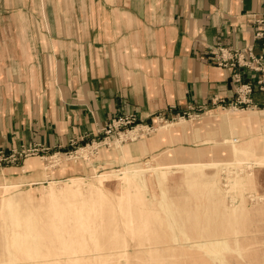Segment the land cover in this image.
Returning a JSON list of instances; mask_svg holds the SVG:
<instances>
[{
	"label": "crops",
	"instance_id": "1",
	"mask_svg": "<svg viewBox=\"0 0 264 264\" xmlns=\"http://www.w3.org/2000/svg\"><path fill=\"white\" fill-rule=\"evenodd\" d=\"M217 45L264 55V0H0V152L41 146L47 158L65 155L101 140L124 114L155 125L215 95L232 100L234 72L211 62ZM254 100L264 110V94ZM188 129L158 148L157 131L127 144L119 160H145L201 134ZM41 158L0 167V182L42 179ZM53 168L48 179L72 175Z\"/></svg>",
	"mask_w": 264,
	"mask_h": 264
},
{
	"label": "rangeland",
	"instance_id": "2",
	"mask_svg": "<svg viewBox=\"0 0 264 264\" xmlns=\"http://www.w3.org/2000/svg\"><path fill=\"white\" fill-rule=\"evenodd\" d=\"M238 112L251 114L258 111H218L196 121L182 119L166 126L169 130L189 125L197 128L204 118L213 114ZM261 132L264 133V127ZM200 133L169 148L173 154L184 148L197 150L216 146L229 149L233 141L223 143L224 139H243L240 133L225 130L224 135L219 134L214 141L204 143V131L201 129ZM148 137L125 143L115 141L92 155H87V152V156L77 154L75 151L79 147L73 150L72 155H59V159H54L58 160V165L53 169L60 168V175L72 174L66 177L48 179L45 171V167L51 165L48 159L40 161L44 171L42 179L0 182V185H18L13 189H0V264L15 263L11 261L14 249L9 251V243L19 225L28 232L29 241L24 244V249L30 247L31 228L47 233L54 225H61L69 227L77 235L85 232L88 248L102 254L90 260L62 264H264V163H256L255 158L248 157L237 162L228 156L222 163L231 161L230 166L207 168L203 177L199 173L194 177L187 175L185 169H171L174 171L170 172L169 180L162 184L157 180L150 181L152 172H145L148 180L144 187L133 186L123 192L122 182L112 174L135 166L140 160L123 163L125 159L119 160L120 148L128 153L127 144ZM178 140L179 137L162 138L158 129L152 139L154 148ZM116 145L120 146L118 150ZM167 152L162 151L160 155H153L140 163H145L142 166L146 163H171ZM112 153L116 155L111 156ZM75 154L79 156L76 161ZM109 157L116 161L105 162L111 160ZM101 174H109L104 181L105 195L89 194L86 182H95L91 178ZM73 176L84 178L81 188L84 195L68 196L72 193L70 191H74L68 190L59 198V210L51 211V202L47 201L50 192L48 182L57 181L56 188L62 190L64 180ZM236 177L244 178L246 183L232 187L231 181ZM37 180H45L42 182L44 185L36 183ZM18 193H22V198L1 210L3 196ZM10 212L14 217L9 216ZM83 221L90 226L81 228ZM54 247L62 248L61 240L50 245L51 250ZM45 249L47 254H54Z\"/></svg>",
	"mask_w": 264,
	"mask_h": 264
},
{
	"label": "bare ground",
	"instance_id": "3",
	"mask_svg": "<svg viewBox=\"0 0 264 264\" xmlns=\"http://www.w3.org/2000/svg\"><path fill=\"white\" fill-rule=\"evenodd\" d=\"M257 111L258 112L251 114H244L242 112L226 113L224 115L213 114L214 116L204 118L203 121L201 120L202 124L194 129L196 133H200L201 129L204 131V143L214 141L215 137L219 134L224 135L223 131L225 130H227V132L231 131L233 134L236 132H238V134L240 133L241 136H243V139L241 140H223V143L233 141V144L229 146V149L216 146L211 148L205 147L197 150L184 148L178 150L174 154L171 151L172 149H168L167 153L170 154L167 156V159L172 161L171 163H146V166H142L145 163H140V161H137V165L130 168H125L124 170H120V173H113L112 175L119 178L123 184V192H125L127 188L133 186L144 187L146 185V181L148 180L146 176L148 172H152L150 181L152 180L153 182L157 180L160 184H162L169 180L170 172L174 171L171 169H185L187 170V175L190 174L192 177H194L195 173H199L201 174V177H203V173H205V169L207 168H218L222 165L230 166L232 164L231 161H225L222 163V160H226V157L228 156L232 159H235L237 162H241V160H243L242 158L248 157L255 158L257 160L256 163H264V133L261 132V128L264 127V110ZM215 122H217V124H215ZM167 128L168 127L166 125L158 127V133L161 137L169 134L174 138L179 137L181 139V136L187 133L190 129H188V126L177 127L173 130H169ZM117 147L118 145L115 147L116 150L120 148V146L118 148ZM120 149L122 155L125 157L127 152L125 149L122 150L123 148ZM87 150L88 149L81 148L76 153L87 156ZM77 154L74 156L75 161L77 158H79ZM118 154L119 153L117 151V155ZM113 155L116 154L112 153L111 156ZM28 167L30 168V166ZM145 172H147L146 175ZM108 175H97L91 178V180H95V182H86V184H88L86 187L88 188V192H90L89 194H98L99 196L103 197L105 195L104 181L107 177H109ZM83 180L84 178L79 176L69 177L64 180L65 182L62 190H58L56 188V185L58 184L57 181L48 182L50 185V192L47 201L51 202V211L56 212L59 210L61 207L59 198L64 192L68 190H74L70 191L72 193H69L68 196H76L80 193L84 195V191L81 190L82 185L84 184ZM212 182L215 184V180ZM231 183L232 187L237 188L243 186L246 182L244 178L236 177L231 181ZM40 184L44 185L42 182H40ZM0 186V189L2 187L5 189H13L18 187V185H9L6 183ZM21 194L22 193H18L16 195L14 194L13 196H3L1 201V210L7 208L8 205L13 203L15 200L21 199ZM127 195H130V193H127ZM13 215L14 213H9L10 217H14ZM84 218L85 216L83 215L82 219ZM89 226L90 225H88V222L83 221L81 228ZM49 231L47 233L42 231L38 232L35 228H31L30 247L24 249V244L29 241L28 232L25 229H21L20 225L16 226V231L14 232L12 240L9 243V251L14 249V252L12 253L13 258L11 259V261H15L13 264H62L63 262L78 263L82 260H90L102 255L97 253L96 250H91L88 248L86 239L87 235L85 232L77 235L76 233H72L69 227H63L61 225H54ZM56 240H61L63 247H54V250H51L50 245H53ZM45 248H48L54 254H47Z\"/></svg>",
	"mask_w": 264,
	"mask_h": 264
},
{
	"label": "built area",
	"instance_id": "4",
	"mask_svg": "<svg viewBox=\"0 0 264 264\" xmlns=\"http://www.w3.org/2000/svg\"><path fill=\"white\" fill-rule=\"evenodd\" d=\"M261 35L262 33L257 34L258 37ZM211 56V62L214 65L230 69L234 72L233 84L235 97L232 100L215 95L201 105L194 107L190 106L183 115H179L177 120L173 119L169 121L164 117H157L155 125H143L138 122V117L135 114H124L113 118L101 129L100 134L103 136L101 140H93L91 143L79 147V149H88L89 153L87 151V155H92L97 153L100 148L110 146V144L115 143V141L120 143L137 141L156 132L159 126H164L168 123H176L182 119L196 121L202 116L218 110H260L259 105L254 100V94L256 92L264 94V55H256L252 47L239 50L217 45L212 50ZM240 69H247L255 72L257 74V79L255 81H244V76ZM79 149H76L75 152ZM46 150V148L41 146H33L14 149L10 154L0 152V167L18 165L31 156H40L45 161L50 159V167L57 166L58 160L54 161V159H59V155L55 154L47 158L45 157ZM73 153L74 152H71L65 155H72Z\"/></svg>",
	"mask_w": 264,
	"mask_h": 264
}]
</instances>
